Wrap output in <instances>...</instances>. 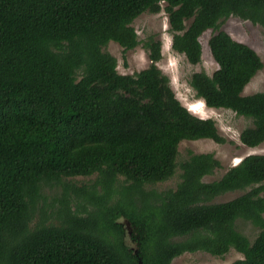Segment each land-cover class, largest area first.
<instances>
[{
    "label": "trees",
    "instance_id": "trees-1",
    "mask_svg": "<svg viewBox=\"0 0 264 264\" xmlns=\"http://www.w3.org/2000/svg\"><path fill=\"white\" fill-rule=\"evenodd\" d=\"M163 10L172 48L191 64L213 31L219 67L194 72L190 85L209 107L252 119L244 145L264 142V91L244 94L263 60L222 29L230 16L264 27V0H0V264H171L231 248L244 254L231 264H264V154L213 181L204 177L223 166L214 153L178 161L183 140L226 138L177 97L158 65L162 40L139 38L135 19ZM111 41L125 52L143 43L150 64L120 73ZM178 168L175 188L149 187ZM93 174L88 186L65 180ZM57 186L49 204L46 189ZM238 219L259 228L253 241Z\"/></svg>",
    "mask_w": 264,
    "mask_h": 264
},
{
    "label": "rangeland",
    "instance_id": "rangeland-1",
    "mask_svg": "<svg viewBox=\"0 0 264 264\" xmlns=\"http://www.w3.org/2000/svg\"><path fill=\"white\" fill-rule=\"evenodd\" d=\"M188 24L190 21L187 22ZM134 27L139 34V38L145 41L150 35L154 34L162 40L163 58L159 61L160 68L170 76L171 84L176 92L177 97L189 109H195L193 113L204 117L213 118L217 122L219 132L226 138L224 143H218L213 139L183 140L179 144L178 161L182 162L189 157L190 152L202 153L211 152L222 162V167L217 169L214 174L204 177L205 181H213L220 178L226 170L237 164L242 157L252 153L264 154V142L257 147H248L241 142V131L252 125V119L238 115L236 112L225 108H214L206 105L203 99L196 97V92L190 85V78L194 72L206 71L212 75L219 67L215 61L208 45L209 38L213 31L211 29L205 31L201 37L203 45L202 61L198 64H191L184 54L178 53L172 48V32L168 22V15L163 10L159 13L144 12L133 22ZM222 29L227 31L235 39L242 41L254 48L261 56L264 63V27L260 24H254L250 20H243L237 16H230L222 25ZM105 50L112 53L118 59V70L122 74H133L140 71L150 64L147 50L143 43L135 49L127 52L123 47L111 41ZM264 91V67L251 79L244 89V94H252ZM191 110V109H190ZM181 169L171 179L160 182L149 187H155L159 190L167 188H175L180 181ZM97 178V174L87 176L69 177L65 180L77 187L88 186ZM62 186L47 187V202L51 204L57 203L55 198L60 195ZM241 191L229 192L216 199V201H227L238 195ZM58 204V203H57ZM38 217L36 218V220ZM122 221H125L123 218ZM130 228V223L125 221ZM238 229L250 237L251 241L255 239L259 233V228L255 227L250 221L238 219ZM129 231V230H128ZM126 240L128 244L134 245L129 234ZM244 257L242 252L231 248L224 256L212 255L205 251L186 252L173 259L171 264H231L237 259Z\"/></svg>",
    "mask_w": 264,
    "mask_h": 264
},
{
    "label": "bare ground",
    "instance_id": "bare-ground-1",
    "mask_svg": "<svg viewBox=\"0 0 264 264\" xmlns=\"http://www.w3.org/2000/svg\"><path fill=\"white\" fill-rule=\"evenodd\" d=\"M201 99V98H200ZM191 109V111H194L195 112V109H193V108H190Z\"/></svg>",
    "mask_w": 264,
    "mask_h": 264
},
{
    "label": "water",
    "instance_id": "water-1",
    "mask_svg": "<svg viewBox=\"0 0 264 264\" xmlns=\"http://www.w3.org/2000/svg\"><path fill=\"white\" fill-rule=\"evenodd\" d=\"M140 264H142V261H140Z\"/></svg>",
    "mask_w": 264,
    "mask_h": 264
}]
</instances>
